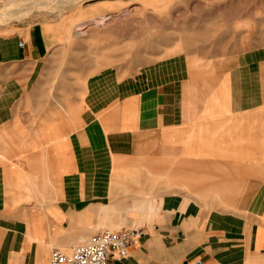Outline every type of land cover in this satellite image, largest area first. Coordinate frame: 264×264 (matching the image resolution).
Returning <instances> with one entry per match:
<instances>
[{
  "label": "crops",
  "instance_id": "crops-1",
  "mask_svg": "<svg viewBox=\"0 0 264 264\" xmlns=\"http://www.w3.org/2000/svg\"><path fill=\"white\" fill-rule=\"evenodd\" d=\"M128 2L89 0L75 15ZM67 40L55 22L0 27V264H46L55 247L137 225L113 264H264L262 82L222 64L261 70L264 47L214 53L196 72L172 47L130 76L101 69L59 116L34 91Z\"/></svg>",
  "mask_w": 264,
  "mask_h": 264
},
{
  "label": "rangeland",
  "instance_id": "rangeland-1",
  "mask_svg": "<svg viewBox=\"0 0 264 264\" xmlns=\"http://www.w3.org/2000/svg\"><path fill=\"white\" fill-rule=\"evenodd\" d=\"M88 1L0 0V27L55 22L68 34V40L43 60L33 81L38 83L34 93L44 99L45 112L53 104L62 116L69 101L82 97L91 73L110 68L130 76L169 47L189 55L195 72L198 67L216 65L214 53L249 45L264 47V0H139L116 13L82 21L76 9ZM227 2L232 3L229 8ZM243 25L252 30L250 36L239 32ZM228 32L233 33L230 40ZM222 64L235 67L236 81L247 76L262 82L264 98V67L260 70L256 63L243 74L237 61ZM219 76L224 80L223 74Z\"/></svg>",
  "mask_w": 264,
  "mask_h": 264
},
{
  "label": "built area",
  "instance_id": "built-area-1",
  "mask_svg": "<svg viewBox=\"0 0 264 264\" xmlns=\"http://www.w3.org/2000/svg\"><path fill=\"white\" fill-rule=\"evenodd\" d=\"M19 45H22L21 41ZM142 234L143 229L138 225L103 228L69 250L58 247L51 249L46 264H113L112 255L125 257L130 244Z\"/></svg>",
  "mask_w": 264,
  "mask_h": 264
}]
</instances>
